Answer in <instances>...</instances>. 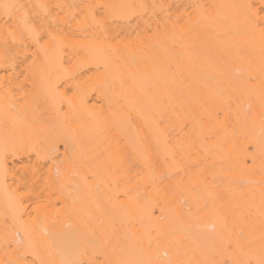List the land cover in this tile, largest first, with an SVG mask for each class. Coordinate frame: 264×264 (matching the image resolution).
Wrapping results in <instances>:
<instances>
[{"label": "bare ground", "instance_id": "6f19581e", "mask_svg": "<svg viewBox=\"0 0 264 264\" xmlns=\"http://www.w3.org/2000/svg\"><path fill=\"white\" fill-rule=\"evenodd\" d=\"M262 244L264 0H0V264Z\"/></svg>", "mask_w": 264, "mask_h": 264}, {"label": "snow or ice", "instance_id": "6c2138e0", "mask_svg": "<svg viewBox=\"0 0 264 264\" xmlns=\"http://www.w3.org/2000/svg\"><path fill=\"white\" fill-rule=\"evenodd\" d=\"M3 7H4V15L9 16V17H13L16 15V11L19 8H22L23 5L5 4ZM37 42H39V36H37ZM261 252H262V254H264V244H262ZM236 264H243V262L237 261ZM259 264H264V258H262L259 261Z\"/></svg>", "mask_w": 264, "mask_h": 264}]
</instances>
